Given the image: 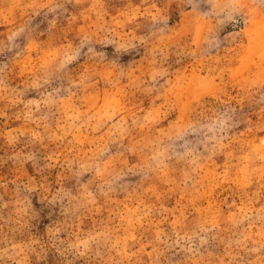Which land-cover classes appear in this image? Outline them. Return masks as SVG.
Here are the masks:
<instances>
[{"label": "rangeland", "instance_id": "obj_1", "mask_svg": "<svg viewBox=\"0 0 264 264\" xmlns=\"http://www.w3.org/2000/svg\"><path fill=\"white\" fill-rule=\"evenodd\" d=\"M0 264H264V0H0Z\"/></svg>", "mask_w": 264, "mask_h": 264}]
</instances>
